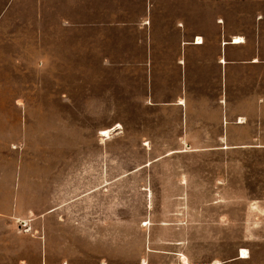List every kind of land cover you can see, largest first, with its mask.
<instances>
[{"label":"crops","instance_id":"obj_1","mask_svg":"<svg viewBox=\"0 0 264 264\" xmlns=\"http://www.w3.org/2000/svg\"><path fill=\"white\" fill-rule=\"evenodd\" d=\"M3 30L12 58L23 56L26 48L36 53L41 105L51 99L56 105L62 90L71 96L82 83L85 104L107 108L101 118H109L110 106L119 108L118 118H138L122 115L121 108L148 109L141 118H150L149 129L140 137L149 140L146 149L157 157L128 170L119 165L114 179L125 186L137 182L130 175L148 171L139 184L147 209L148 187L161 188V200L172 204L170 213L175 202L190 194L191 180L172 178L174 165L160 160L227 150L228 130L243 123L239 118H264V0H0ZM62 76L69 78L63 82ZM174 118H181L180 135L174 134ZM190 118H198L195 131L210 132L216 125V138L224 145L192 146ZM116 124L121 139L129 127L125 119ZM169 138L180 139L182 146L154 145ZM32 169L26 163L0 166V222L12 226L17 203L53 204L39 211L36 237L41 245L38 264H55L52 246L59 236L69 234L75 241L93 229L88 204L95 191L109 184V168L103 161L94 165L88 154L85 163L71 162L66 169L39 163L36 188L22 191ZM171 185L176 192L164 189ZM34 194L36 200L29 198ZM21 219L32 225L31 219Z\"/></svg>","mask_w":264,"mask_h":264},{"label":"rangeland","instance_id":"obj_2","mask_svg":"<svg viewBox=\"0 0 264 264\" xmlns=\"http://www.w3.org/2000/svg\"><path fill=\"white\" fill-rule=\"evenodd\" d=\"M6 34L5 30L0 32V166L32 165L29 179L22 181V191L36 188L39 163L66 169L71 162L85 163L88 154L94 165L103 161L109 168V184L95 191L94 201L88 204L93 229L88 234H78L75 241L69 234L59 236L52 246L57 257L51 262L264 264V118H239L243 123L228 130L225 145L231 147L227 150L193 151L160 160L174 165L172 178L191 180L190 194L182 203L175 202L174 212L170 213L172 204L161 200V188L148 187L150 215L146 193L139 185L141 179L148 178V171L130 175L129 179L137 182H126L125 186L119 187L114 181L119 165L128 170L157 157L146 149L151 146L149 140L140 137L149 129L150 118H141L148 109L121 108L122 115L135 114L138 118H118L119 108L110 106L109 118H101L107 108L86 105L82 83L77 84L71 96L69 90H62V101H56V105L52 99L41 105L36 53L26 48L23 56L12 58ZM68 78L62 76L63 82ZM120 119H125L129 127L121 139L115 130ZM197 119L190 118L192 146L224 145L216 138V125H211L214 128L210 132L193 130ZM180 120L174 118V134L180 135ZM101 122L103 126H99ZM195 135L202 137L193 138ZM161 143L158 139L154 145L182 146L177 138L163 139ZM164 189L168 193L177 190L172 185ZM29 198L36 200L37 196ZM50 205L53 204L37 201L15 204L17 214L12 217V226L6 228L0 222V264L39 263L37 215ZM161 206L164 210H160ZM21 217L31 219L32 225ZM161 220L172 223L160 225L157 222ZM243 248H247L249 257L240 259Z\"/></svg>","mask_w":264,"mask_h":264},{"label":"bare ground","instance_id":"obj_3","mask_svg":"<svg viewBox=\"0 0 264 264\" xmlns=\"http://www.w3.org/2000/svg\"><path fill=\"white\" fill-rule=\"evenodd\" d=\"M240 37V36H239ZM199 38H201V37H199ZM110 131V130H109ZM105 132V134L107 135V136H109V132H108V130H105L104 131ZM102 134V133H101ZM103 135V134H102ZM105 135V136H106ZM110 137V136H109ZM249 252H248V250H247V248L245 249V248H243L242 250H241V255H240V257L241 258H248L249 257V254H248ZM185 258V260H187L186 259V257H184Z\"/></svg>","mask_w":264,"mask_h":264}]
</instances>
